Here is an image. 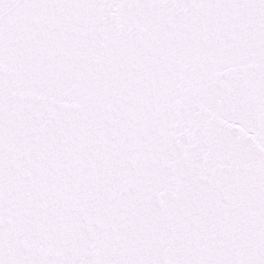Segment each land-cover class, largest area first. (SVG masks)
<instances>
[{"label":"snow or ice","instance_id":"obj_1","mask_svg":"<svg viewBox=\"0 0 264 264\" xmlns=\"http://www.w3.org/2000/svg\"><path fill=\"white\" fill-rule=\"evenodd\" d=\"M0 264H264V0H0Z\"/></svg>","mask_w":264,"mask_h":264}]
</instances>
